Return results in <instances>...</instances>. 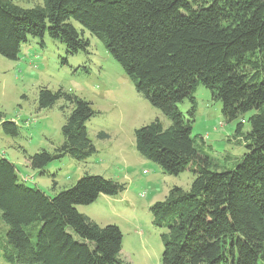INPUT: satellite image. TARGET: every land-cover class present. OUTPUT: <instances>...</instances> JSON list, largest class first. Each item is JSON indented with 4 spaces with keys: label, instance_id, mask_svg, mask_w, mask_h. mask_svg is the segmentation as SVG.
<instances>
[{
    "label": "trees",
    "instance_id": "16d2710c",
    "mask_svg": "<svg viewBox=\"0 0 264 264\" xmlns=\"http://www.w3.org/2000/svg\"><path fill=\"white\" fill-rule=\"evenodd\" d=\"M21 7L0 0V55L16 59L33 37L59 40L67 54L87 53L83 32L98 36L139 92L169 119L156 118L134 130L135 148L162 172L190 167L188 190L174 186L151 205L161 234L162 264H264V0H43ZM74 22L80 26L78 30ZM221 101L225 120L237 119L233 137L240 157L219 168L191 132L196 86ZM63 100L71 106L53 151L26 155L39 176L64 156L84 160L96 152L86 122L91 103L62 89L40 87L37 106ZM191 103L186 119L177 104ZM248 129L244 130V124ZM0 129L20 135L0 113ZM105 138V133H99ZM28 178V179H27ZM10 160L0 156V257L8 264H126L122 233L77 210L100 194L117 195L125 185L84 173L52 195L28 186ZM54 185V182L53 184ZM54 188V187H52Z\"/></svg>",
    "mask_w": 264,
    "mask_h": 264
},
{
    "label": "rangeland",
    "instance_id": "374dc122",
    "mask_svg": "<svg viewBox=\"0 0 264 264\" xmlns=\"http://www.w3.org/2000/svg\"><path fill=\"white\" fill-rule=\"evenodd\" d=\"M13 1L24 8L42 6L44 2ZM74 25L80 29L77 23ZM83 36L89 40L87 53L67 54L63 43L45 35L44 45L29 36L21 44L16 59L0 55V113L4 119L15 121L20 131L18 137L11 138L0 129V156L13 162L20 176L31 178L28 186L37 185L48 195L72 186L84 173L123 183L125 188L117 195L100 194L94 202L76 206L77 210L99 225L119 227L120 255L126 264H162L161 234L166 230L153 225L150 207L164 200L174 186L188 190L194 175L190 167L176 176L165 174L157 163L137 152L135 129L156 118L164 127L170 121L136 91L98 36L87 31ZM40 87L80 96L97 112L86 122L96 152L84 160L70 156L56 159L47 166L48 175L43 176L29 167L26 155L41 149L51 152L62 142L61 127L71 106L59 99L50 108H38ZM194 99L192 119L188 100L178 103V109L186 119H191L192 134L203 138L204 148L218 167L226 168L245 151L233 137L238 120H225L221 101L201 84L196 86ZM247 129L245 123L244 130ZM97 131L110 136L99 138ZM114 131H122L121 136L116 137ZM119 144L124 156L116 149ZM4 231L0 219V237ZM0 264L8 263L0 257Z\"/></svg>",
    "mask_w": 264,
    "mask_h": 264
},
{
    "label": "crops",
    "instance_id": "0c3cea01",
    "mask_svg": "<svg viewBox=\"0 0 264 264\" xmlns=\"http://www.w3.org/2000/svg\"><path fill=\"white\" fill-rule=\"evenodd\" d=\"M114 132H115L114 135H115L116 137H120V136H121V132H122V131H114ZM98 133H105V134L107 135V137L110 136L109 133L104 132V131H97V132H96V135H97ZM134 146H135V139H134ZM116 149H118V153H119L120 155H122V156L125 155V153H123L124 149L122 148V146H121L120 144L118 145V147H117ZM122 149H123V151H122ZM121 151H122V152H121ZM121 153H123V154H121ZM101 226H103V225H101Z\"/></svg>",
    "mask_w": 264,
    "mask_h": 264
}]
</instances>
